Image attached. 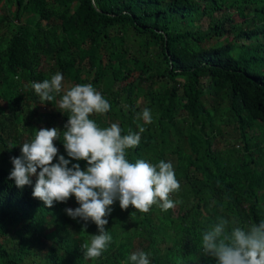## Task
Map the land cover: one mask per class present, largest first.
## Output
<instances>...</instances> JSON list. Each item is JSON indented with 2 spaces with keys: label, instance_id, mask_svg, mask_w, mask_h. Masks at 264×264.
<instances>
[{
  "label": "trees",
  "instance_id": "1",
  "mask_svg": "<svg viewBox=\"0 0 264 264\" xmlns=\"http://www.w3.org/2000/svg\"><path fill=\"white\" fill-rule=\"evenodd\" d=\"M0 6L12 10H0V264L46 253L35 243L39 233L62 252L56 257L63 264H82L81 244L98 234L64 212L79 206L74 196L49 208L32 196L34 177L22 189L8 178L10 157L34 129L63 130L68 113L55 108L61 94L41 104L31 88L57 72L70 85L91 84L110 103L107 113L89 117L99 127L116 123L122 135L145 128L140 144L126 150L129 162H171L180 184L169 196L174 210L154 204L141 213L114 201L105 217L113 240L91 264H125L138 250L150 254V264H191L207 256L200 252L202 230L218 217L240 227L264 220V0H0ZM145 108L149 124L135 119ZM214 120L238 143L222 139ZM53 143L58 155L86 166L67 156L62 139Z\"/></svg>",
  "mask_w": 264,
  "mask_h": 264
},
{
  "label": "clouds",
  "instance_id": "2",
  "mask_svg": "<svg viewBox=\"0 0 264 264\" xmlns=\"http://www.w3.org/2000/svg\"><path fill=\"white\" fill-rule=\"evenodd\" d=\"M63 79V75L57 72L50 79L31 84L41 104L51 103L60 96ZM55 108L62 114L68 113L63 130L57 127L37 130L30 141L20 145V155L10 157L13 168L8 178L22 189L25 185H32L30 178L35 176L32 196L49 208L54 201L66 202L74 196L79 206L65 208L64 212L74 220L79 218L78 222L83 221V229H94L98 233L80 246L82 264H91L95 260L90 262V259L101 257L113 240L106 231L108 220L105 217L111 213L110 206L114 201L118 200L122 210L131 205L141 213H147L154 204L161 211L174 210L175 202L169 196L179 190L180 184L171 162L160 160L152 164L144 159L129 162L126 158V150L141 142V133L145 131L142 125H137L139 131L129 129L122 135L118 124L101 128L89 118L93 113L105 114L111 108L91 84H77L66 90ZM135 119L151 123V110L143 109ZM57 139H62L68 157L86 161L83 169L79 163H71L64 155H58L53 143ZM39 235L41 237H37L35 243L46 247L47 252L24 255L16 263L63 264V260L56 257L62 252L52 251L47 237ZM30 238L35 240L32 236ZM200 252L207 256L196 258L191 264H264V220L240 227L235 220L218 217L215 223L202 230ZM70 253L68 257L73 259L74 253ZM46 254H51L47 260ZM149 256V253L138 250L127 257L125 264H150Z\"/></svg>",
  "mask_w": 264,
  "mask_h": 264
},
{
  "label": "rangeland",
  "instance_id": "3",
  "mask_svg": "<svg viewBox=\"0 0 264 264\" xmlns=\"http://www.w3.org/2000/svg\"><path fill=\"white\" fill-rule=\"evenodd\" d=\"M4 6V5H3ZM3 6H0V10H2V13H6L7 15H10L11 14V7H4L3 8ZM1 15V14H0ZM127 40V39H126ZM125 40V41H126ZM115 42H118V41H115ZM130 43V42H129ZM116 45H118V44H116ZM42 68H43V70H46L47 69V66L45 65V66H42ZM206 80L207 79H202L201 80V84L202 85H205V83H206ZM9 83V82H8ZM73 86H75V85H70L68 82H63L62 81V90H61V96L64 94V92L66 91V90H68V89H70L71 87H73ZM0 89H1V87H0ZM6 94H8V91L6 92ZM60 99V98H59ZM59 99L57 100V102L59 101ZM0 103H2V101H0ZM214 127H218L219 126V128H220V131L222 132V134H221V136H222V139H224V140H228V142L229 143H232L233 142V144H237L238 142L236 141V136H233L232 135V133L231 132H229V128H228V126L226 127V126H223V124L222 123H220V122H218V120H214ZM42 126H43V124H42ZM37 130H39V128H36V129H34V131H32L33 132V137H34V135H35V132L37 131ZM261 131V129L260 128H256L254 131H250L251 132V134H253V132L254 133H257V132H260ZM229 136V137H228ZM25 137V135H23L22 136V139ZM228 142H226V145H228ZM219 147H220V149H221V146L219 145ZM223 147V146H222ZM262 149H264V148H262ZM4 150L2 149V145L0 144V154H2V152H3ZM20 155V151L18 152V154H15L14 156H12V157H16V156H19ZM12 164V163H11ZM37 171H39V169H37ZM35 179H36V177L35 176H33ZM157 239L158 240H160V235L159 236H157Z\"/></svg>",
  "mask_w": 264,
  "mask_h": 264
}]
</instances>
